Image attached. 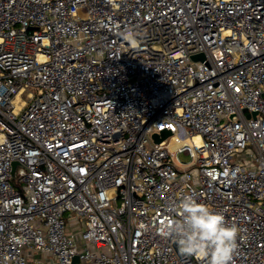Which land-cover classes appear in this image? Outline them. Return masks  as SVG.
<instances>
[{"label": "built area", "instance_id": "built-area-1", "mask_svg": "<svg viewBox=\"0 0 264 264\" xmlns=\"http://www.w3.org/2000/svg\"><path fill=\"white\" fill-rule=\"evenodd\" d=\"M186 195L264 264V0H0V264H200Z\"/></svg>", "mask_w": 264, "mask_h": 264}, {"label": "clouds", "instance_id": "clouds-1", "mask_svg": "<svg viewBox=\"0 0 264 264\" xmlns=\"http://www.w3.org/2000/svg\"><path fill=\"white\" fill-rule=\"evenodd\" d=\"M121 35L135 41L131 30ZM171 210L178 215L158 226L162 237L175 239L180 252L200 264H233L239 232L236 225H229L222 213L210 210L191 195L184 196Z\"/></svg>", "mask_w": 264, "mask_h": 264}, {"label": "crops", "instance_id": "crops-1", "mask_svg": "<svg viewBox=\"0 0 264 264\" xmlns=\"http://www.w3.org/2000/svg\"><path fill=\"white\" fill-rule=\"evenodd\" d=\"M29 264H55V258L52 254L43 251H28Z\"/></svg>", "mask_w": 264, "mask_h": 264}, {"label": "water", "instance_id": "water-1", "mask_svg": "<svg viewBox=\"0 0 264 264\" xmlns=\"http://www.w3.org/2000/svg\"><path fill=\"white\" fill-rule=\"evenodd\" d=\"M193 58H202V59H203L204 56H203V54H197V55H194ZM254 114H256V112H254ZM168 134H169L168 131H163V132L161 133V136H160L159 134H154V138H155L156 141H160V140H162L163 137H165V136L168 135ZM16 165H17V162H14V164H13V171H12L13 175H14V172H15V167H16ZM77 260H78V257L76 256V257L74 258V262H73V264H74Z\"/></svg>", "mask_w": 264, "mask_h": 264}, {"label": "rangeland", "instance_id": "rangeland-1", "mask_svg": "<svg viewBox=\"0 0 264 264\" xmlns=\"http://www.w3.org/2000/svg\"><path fill=\"white\" fill-rule=\"evenodd\" d=\"M188 158V157H187ZM14 184H15V181H14ZM30 264H33L32 262Z\"/></svg>", "mask_w": 264, "mask_h": 264}]
</instances>
